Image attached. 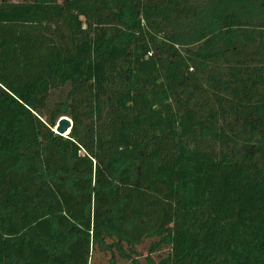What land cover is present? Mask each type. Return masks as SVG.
Wrapping results in <instances>:
<instances>
[{
    "label": "trees",
    "instance_id": "1",
    "mask_svg": "<svg viewBox=\"0 0 264 264\" xmlns=\"http://www.w3.org/2000/svg\"><path fill=\"white\" fill-rule=\"evenodd\" d=\"M103 259L264 264V0L0 2V264Z\"/></svg>",
    "mask_w": 264,
    "mask_h": 264
},
{
    "label": "water",
    "instance_id": "2",
    "mask_svg": "<svg viewBox=\"0 0 264 264\" xmlns=\"http://www.w3.org/2000/svg\"><path fill=\"white\" fill-rule=\"evenodd\" d=\"M138 16V13H137ZM72 127V122L68 120L67 118H60L54 127L53 131L56 135L65 137L69 134L70 129Z\"/></svg>",
    "mask_w": 264,
    "mask_h": 264
},
{
    "label": "rangeland",
    "instance_id": "3",
    "mask_svg": "<svg viewBox=\"0 0 264 264\" xmlns=\"http://www.w3.org/2000/svg\"><path fill=\"white\" fill-rule=\"evenodd\" d=\"M2 0H0V2H1ZM69 120V119H68ZM147 246V244L145 245V247ZM167 253V251H165L164 253H161V255L163 254V256H165V254ZM103 264H106V259H103Z\"/></svg>",
    "mask_w": 264,
    "mask_h": 264
}]
</instances>
